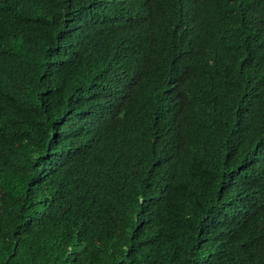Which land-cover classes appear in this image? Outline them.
<instances>
[{
	"label": "trees",
	"instance_id": "trees-1",
	"mask_svg": "<svg viewBox=\"0 0 264 264\" xmlns=\"http://www.w3.org/2000/svg\"><path fill=\"white\" fill-rule=\"evenodd\" d=\"M0 264H264V0H0Z\"/></svg>",
	"mask_w": 264,
	"mask_h": 264
}]
</instances>
